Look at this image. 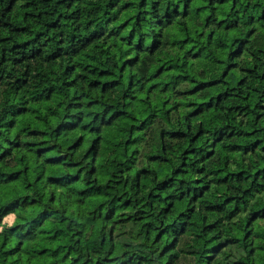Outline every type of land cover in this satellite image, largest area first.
Returning <instances> with one entry per match:
<instances>
[{
  "label": "clouds",
  "instance_id": "1",
  "mask_svg": "<svg viewBox=\"0 0 264 264\" xmlns=\"http://www.w3.org/2000/svg\"><path fill=\"white\" fill-rule=\"evenodd\" d=\"M0 264H264V0H0Z\"/></svg>",
  "mask_w": 264,
  "mask_h": 264
}]
</instances>
